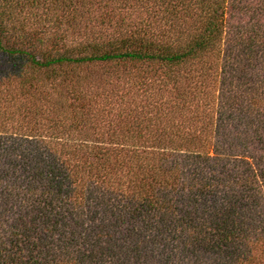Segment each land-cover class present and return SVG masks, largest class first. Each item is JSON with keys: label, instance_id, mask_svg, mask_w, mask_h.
<instances>
[{"label": "trees", "instance_id": "obj_1", "mask_svg": "<svg viewBox=\"0 0 264 264\" xmlns=\"http://www.w3.org/2000/svg\"><path fill=\"white\" fill-rule=\"evenodd\" d=\"M0 264H264V0H0Z\"/></svg>", "mask_w": 264, "mask_h": 264}]
</instances>
